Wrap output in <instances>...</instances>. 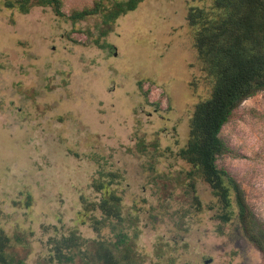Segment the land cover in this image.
<instances>
[{"label":"rangeland","instance_id":"obj_1","mask_svg":"<svg viewBox=\"0 0 264 264\" xmlns=\"http://www.w3.org/2000/svg\"><path fill=\"white\" fill-rule=\"evenodd\" d=\"M59 1L62 15L37 3L22 14L0 0V232L25 238L16 252L26 264L46 258L52 238H99L100 213L89 210L102 171L116 174L142 264H264L242 222L215 219L210 187L192 188L177 156L209 93L197 45L214 31L191 26L188 14L213 0H142L112 26L101 14L70 16L127 0ZM236 29L233 20L220 31L222 48ZM221 137L228 149L217 164L264 227V91L235 110Z\"/></svg>","mask_w":264,"mask_h":264},{"label":"trees","instance_id":"obj_2","mask_svg":"<svg viewBox=\"0 0 264 264\" xmlns=\"http://www.w3.org/2000/svg\"><path fill=\"white\" fill-rule=\"evenodd\" d=\"M140 1L118 3L112 9L102 7L101 2L98 11L73 14L70 19L84 20L101 14L103 24L112 26L121 15L135 10ZM33 3L54 7L62 15L59 0H19L7 7L17 5L22 13H28ZM233 20L239 25L231 34L237 41L222 48L220 31L223 33ZM188 22L201 30H214L205 47L197 45L209 93L195 106L188 141L177 156L191 167L187 176L192 188L196 189V182L200 180L210 187L216 199V208H210L215 211V219L222 225L242 222L251 242L264 255V227L257 228L253 218L246 216L248 211L238 183L217 164L228 149L221 137L223 127L245 100L264 91V0H213L208 6L190 8ZM103 33L107 35L106 31ZM198 41L197 38L196 43ZM115 177L116 174L101 171L93 184L102 194L96 208L89 210L100 213V218L92 222L99 238L87 240L75 231L59 239L52 238L48 256L37 264H142L136 250L139 235L125 216L123 196L116 191ZM199 212L202 209L196 208V213ZM104 230H109L110 238L102 237ZM18 247L28 248L25 238H11L1 231L0 264H26V259L16 252Z\"/></svg>","mask_w":264,"mask_h":264},{"label":"flooded vegetation","instance_id":"obj_3","mask_svg":"<svg viewBox=\"0 0 264 264\" xmlns=\"http://www.w3.org/2000/svg\"><path fill=\"white\" fill-rule=\"evenodd\" d=\"M19 1V0H5V5L7 6V4H10V3H13V4H16V2ZM129 0H127L128 2ZM8 9H18V11H20L19 7L16 5V7L14 8H9L7 7ZM21 12V11H20ZM22 13V12H21ZM23 14V13H22Z\"/></svg>","mask_w":264,"mask_h":264}]
</instances>
